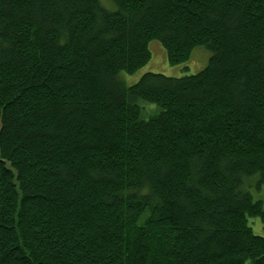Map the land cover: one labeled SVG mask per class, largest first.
I'll use <instances>...</instances> for the list:
<instances>
[{
    "label": "trees",
    "instance_id": "1",
    "mask_svg": "<svg viewBox=\"0 0 264 264\" xmlns=\"http://www.w3.org/2000/svg\"><path fill=\"white\" fill-rule=\"evenodd\" d=\"M253 175L264 0H0V264H264Z\"/></svg>",
    "mask_w": 264,
    "mask_h": 264
},
{
    "label": "rangeland",
    "instance_id": "2",
    "mask_svg": "<svg viewBox=\"0 0 264 264\" xmlns=\"http://www.w3.org/2000/svg\"><path fill=\"white\" fill-rule=\"evenodd\" d=\"M111 5L114 7L112 3ZM148 47L151 51V58L145 66L133 74H127L125 72L119 74V77L125 84L131 85L135 83L140 76L146 72L161 73L166 76L174 77L195 74L206 66L210 57V51L205 46L198 45L193 48L188 60L176 65H170L166 60L164 48L157 40L150 41ZM151 106L154 105L151 104ZM250 177L253 179H247L246 184L248 185L244 187L251 194L253 200H260L264 207V186L258 182V175ZM247 223L251 227L253 233L264 236V225L258 216H248ZM247 264L250 263L248 262Z\"/></svg>",
    "mask_w": 264,
    "mask_h": 264
}]
</instances>
